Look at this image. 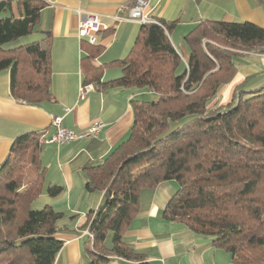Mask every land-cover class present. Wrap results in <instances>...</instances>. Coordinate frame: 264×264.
Masks as SVG:
<instances>
[{
	"label": "trees",
	"instance_id": "trees-1",
	"mask_svg": "<svg viewBox=\"0 0 264 264\" xmlns=\"http://www.w3.org/2000/svg\"><path fill=\"white\" fill-rule=\"evenodd\" d=\"M16 2L18 17L12 0H0V72L8 70L14 99L37 105L52 98L50 32L4 45L35 32L45 3ZM158 21L141 24L128 55L114 62L120 77L83 79L99 89L136 87L155 95L132 101L128 138L84 169L85 190L104 193L87 214L88 264L142 259L123 232L139 211L141 191L171 180L177 188L162 210L164 220L209 237L235 264H264V86L236 92L228 105L211 104L236 72V51L264 47V28L202 21L184 36V63L167 34L174 23ZM40 139L36 132L17 136L0 165V264H54L62 246L56 233L63 213L32 205L43 191L51 197L63 191L45 185Z\"/></svg>",
	"mask_w": 264,
	"mask_h": 264
},
{
	"label": "crops",
	"instance_id": "crops-1",
	"mask_svg": "<svg viewBox=\"0 0 264 264\" xmlns=\"http://www.w3.org/2000/svg\"><path fill=\"white\" fill-rule=\"evenodd\" d=\"M31 41L51 34V100L27 104L14 99L9 92V72H0V165L9 154L13 140L24 133L41 134V165L45 168V185L63 186L55 197L43 191L39 207L48 205L63 213L57 221L56 237L62 241L54 264H88L86 248L89 233L87 214L95 211L103 200L102 191L85 190L84 169L98 164L116 146L126 140L133 122V100H146L152 92L136 87L99 89L93 83L81 92L83 79L99 77L100 82L121 76L115 61L130 52L141 23L115 22L119 6L128 7L132 0H42ZM94 14L107 25L97 33L95 45L77 35L81 15ZM145 12L151 17L171 23L168 37L185 63L188 48L184 36L202 21L251 22L264 28V0H152ZM11 14L20 9L12 0ZM237 50L236 72L222 85L211 104L228 105L236 92H248L264 86V55ZM54 116L62 117V125L76 133L86 130L97 120L104 123L98 135L65 143L44 142L54 133ZM175 181H164L153 189H143L137 215L123 232V239L143 257L129 260L112 257L108 264H235L223 249L211 244L207 236L196 234L183 223L162 217L166 202L174 195ZM107 247L110 245L107 244Z\"/></svg>",
	"mask_w": 264,
	"mask_h": 264
},
{
	"label": "built area",
	"instance_id": "built-area-1",
	"mask_svg": "<svg viewBox=\"0 0 264 264\" xmlns=\"http://www.w3.org/2000/svg\"><path fill=\"white\" fill-rule=\"evenodd\" d=\"M152 0H134L133 4L127 8L122 5L118 7L114 16L115 22L134 20L139 23H157L160 24L158 19L151 18L146 12V8L151 5ZM81 15V12L78 11ZM78 23L77 35L80 39H86L89 44H94L97 41V33L102 30H107L109 27L103 24L99 17L94 14H83ZM261 55H264V47L257 51ZM89 85H82L81 92L88 90ZM51 125L54 128V133L48 139H44V142L49 143H65L77 139H87L98 135V133L104 127V123L100 120L92 122L89 127L76 133L72 129H68L62 125V117L54 116L51 121ZM159 264H164L160 262Z\"/></svg>",
	"mask_w": 264,
	"mask_h": 264
},
{
	"label": "rangeland",
	"instance_id": "rangeland-1",
	"mask_svg": "<svg viewBox=\"0 0 264 264\" xmlns=\"http://www.w3.org/2000/svg\"><path fill=\"white\" fill-rule=\"evenodd\" d=\"M28 37H29V35L28 36L20 37V38H18L16 40H13V41L5 44L4 47H15V46H18L20 44H25L27 42H30L31 39H28ZM152 99H154V96L153 95H149V96L146 97V100H152ZM37 200H35L33 202V204H32L34 208H40L39 207L40 206L39 205L40 203H38ZM107 244L110 245V237H108V239H107Z\"/></svg>",
	"mask_w": 264,
	"mask_h": 264
}]
</instances>
